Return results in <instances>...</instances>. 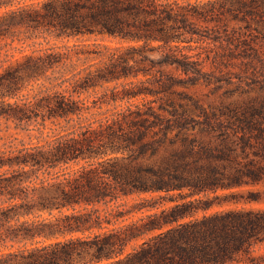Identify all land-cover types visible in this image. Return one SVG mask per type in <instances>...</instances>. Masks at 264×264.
<instances>
[{
  "label": "trees",
  "instance_id": "trees-1",
  "mask_svg": "<svg viewBox=\"0 0 264 264\" xmlns=\"http://www.w3.org/2000/svg\"><path fill=\"white\" fill-rule=\"evenodd\" d=\"M8 39L32 51L10 60L0 76V117L41 119L42 134L48 121L57 128L43 142L0 147V264L254 261L253 248L264 243V208L194 215L216 205L264 204V101L231 109L220 124L193 102L202 114L196 121L173 98L184 81L162 68L188 73L216 64L221 54L212 55V41L224 57L264 65V0H0V42ZM71 39L77 42L49 45ZM60 67L99 68L67 75ZM40 80L49 85L23 103L8 101ZM120 80L127 81L122 90H107L93 106L81 97ZM196 124L221 125L219 141L187 136ZM247 187L255 190L148 214L156 201L127 202Z\"/></svg>",
  "mask_w": 264,
  "mask_h": 264
},
{
  "label": "rangeland",
  "instance_id": "rangeland-1",
  "mask_svg": "<svg viewBox=\"0 0 264 264\" xmlns=\"http://www.w3.org/2000/svg\"><path fill=\"white\" fill-rule=\"evenodd\" d=\"M90 39V42L94 41L96 38H86L85 40ZM98 40H102L98 38ZM110 41L109 39H105ZM77 42V39H71L69 42L64 40H51L49 45H63L68 43V45H73ZM112 44H117L116 41L112 42ZM197 42H192L193 47H197ZM46 46V42L44 44ZM212 48V55L214 56L216 53L218 58L216 64H212V62L206 63L205 67H195L196 70L193 72L185 73L176 67H163L162 69L171 73L174 76L178 77L185 84L175 87V91L180 96H173L174 99L181 102L184 106H186L191 114L193 115L196 121L200 120V112L195 109L193 102L197 103L200 107H202L207 115L212 119L213 122L220 124L221 122H226L232 112L231 109L237 108V106H244L248 103L261 102L264 101V65L255 58H250L247 56L235 55L234 57H224L222 56V51L220 49L219 42L212 41L210 43ZM32 48L25 47L22 53V44L18 41L12 43L11 39L4 40L0 42V76L7 70L8 64L10 60L21 59L24 54H31ZM196 51H200L197 49ZM195 51V52H196ZM194 52V53H195ZM205 55V54H204ZM99 67H60L57 68V72H66L69 75L72 71H81L85 69H97ZM51 76V72L48 73ZM59 76V74H56ZM143 78V77H142ZM127 81L120 80L118 82H111L105 84L101 88L90 89L85 91L82 94V98L86 99L87 104L93 106V102L96 100H100L105 94L107 90L110 93V89L117 87L119 90H122L123 83ZM42 85H49L48 81L40 80V81H32L30 83H26V88L19 93L18 97L8 99L11 103H23L24 99L29 96H33ZM129 85V84H128ZM139 99H133V102H136ZM119 105L124 106L125 102H119ZM108 109H112V106H104L101 110L102 112H106ZM31 121V122H16V121H8L5 118L0 117V147H3V144L8 141H12L15 145H19L21 141L26 144H36L37 142H43L50 135H52L53 130L57 128L52 122L46 123V128L42 131L39 130V122ZM20 124V125H18ZM26 128V129H25ZM222 126L220 125L218 129L212 130L209 127H206L203 130V127L200 124H196L190 128L189 131L186 132L187 136L190 138H196L198 141L205 143H216L218 140V136L220 131H222ZM172 134L171 136H173ZM248 190H255L253 187H247L243 189H232V190H219L217 193H208L202 195H196L195 197H186L189 193L188 190H184L182 192H172L170 194L166 193H152V194H143L140 196H135L128 199V204L132 205L137 202H144L146 205L153 203L156 201L158 206L154 208L152 211L144 210V214L152 213V212H160L162 209H168L176 204H181L184 202H188L190 200L196 199H208L214 198L216 195L225 196L232 192H247ZM142 199H147V201H142ZM251 208L258 207L264 208L263 203H251V204H225L223 206H214L213 208L203 211H198L194 217L201 218L204 215L214 213L216 211H222L232 208ZM105 206H101L100 209L104 210ZM142 214L133 215L129 218L138 219ZM189 220V218L185 219ZM254 259V261L252 260ZM264 260V243L256 245L253 248L252 257L249 261L253 262H232L229 264H253L257 261ZM261 264H264L262 262Z\"/></svg>",
  "mask_w": 264,
  "mask_h": 264
}]
</instances>
